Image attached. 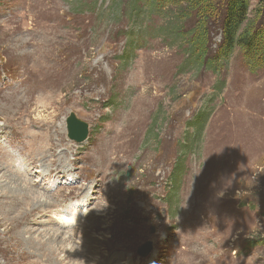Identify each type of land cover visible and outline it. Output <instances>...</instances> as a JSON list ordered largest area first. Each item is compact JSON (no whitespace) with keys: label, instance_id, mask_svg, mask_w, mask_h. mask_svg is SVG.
Segmentation results:
<instances>
[{"label":"rangeland","instance_id":"374dc122","mask_svg":"<svg viewBox=\"0 0 264 264\" xmlns=\"http://www.w3.org/2000/svg\"><path fill=\"white\" fill-rule=\"evenodd\" d=\"M263 10L249 0L250 19ZM151 11L0 0V264H48L34 245L54 230L79 264H264V66L238 48L203 65L177 35V7ZM71 113L88 124L80 143ZM110 139L111 161L98 154ZM17 183L52 199L35 223L7 216Z\"/></svg>","mask_w":264,"mask_h":264},{"label":"trees","instance_id":"16d2710c","mask_svg":"<svg viewBox=\"0 0 264 264\" xmlns=\"http://www.w3.org/2000/svg\"><path fill=\"white\" fill-rule=\"evenodd\" d=\"M127 2H130L133 11L136 12L144 7L148 11L157 8L162 10L168 4L177 7V35L179 33L189 36V49L203 65L211 63L214 66L217 61H228L238 48L252 68L264 66V10L257 19H250L249 0H223L219 17L215 16L218 12L216 0H127ZM188 25L190 27L185 31ZM217 29L220 30L221 41L211 56L209 54L213 38L210 31Z\"/></svg>","mask_w":264,"mask_h":264},{"label":"bare ground","instance_id":"6f19581e","mask_svg":"<svg viewBox=\"0 0 264 264\" xmlns=\"http://www.w3.org/2000/svg\"><path fill=\"white\" fill-rule=\"evenodd\" d=\"M121 133V132H120ZM119 134V133H118ZM122 134V133H121ZM120 134V135H121ZM116 135V134H115ZM119 135V136H120ZM126 135V134H125ZM112 137V136H111ZM115 137V136H114ZM112 137V138H114ZM118 137V135H117ZM127 137V136H125ZM109 138V137H108ZM116 139V138H115ZM123 139V138H122ZM127 140V139H126ZM116 142L117 139H116ZM114 139H110L106 142V144L104 145V148H102V151H98L99 156H108L109 157V161H111L114 156V154H117L119 152V143H116ZM100 150V149H99ZM14 150H12L13 152ZM121 151V150H120ZM126 151V150H125ZM124 151V152H125ZM12 154V156L14 157L15 155ZM122 158V157H120ZM117 159V158H116ZM16 167V166H15ZM11 168V167H10ZM1 169V168H0ZM15 170V169H14ZM18 171V169H16ZM15 174V173H14ZM16 181V180H15ZM18 182V181H16ZM27 182V180H26ZM18 184V183H17ZM15 187V186H14ZM17 189L14 190L15 192L12 194V192H8L7 197L9 198L8 200L13 203L11 205H9V207L7 208V216H11L12 212L17 210V213L15 214L16 218H20L21 216L24 218V222H34L35 216H41L40 212L43 211L41 210V208L44 206V204L49 205L52 201V199L48 200L49 197H47L45 194H41L40 196H37V192L33 191V188L31 186H27V183H24V185L22 183L18 184V186H16ZM10 189V188H8ZM13 190V189H12ZM39 195V194H38ZM3 198V197H2ZM5 198V197H4ZM29 200V202L32 203V205H30V208H22L19 207L18 204L20 203H25ZM200 202V201H199ZM77 208V207H76ZM3 211V210H2ZM38 211V212H35ZM80 213H85L86 211L88 212V210H83V209H79L77 210ZM5 212V211H4ZM76 213V211H75ZM74 216V215H73ZM70 215V217L68 216V214H57L56 216H54V219H56V223L54 221V223L59 227V229H63L66 230L68 228H70V224L74 223V217ZM15 218V219H16ZM10 219V218H9ZM13 219V220H15ZM11 220V219H10ZM41 222V221H40ZM21 223V224H22ZM35 223V222H34ZM28 228H22L19 231V236L20 238L23 240V238L26 240L31 239L32 235L29 232V230H27ZM30 229V228H29ZM45 231H47V229H45ZM50 231V230H49ZM58 231L59 230H54L53 231V237L50 235V238L47 237L45 240H40L36 245H34L37 249H47L48 251V255H47V259H48V264L54 263V264H61V263H65L66 260H68V263L70 264H79V262L75 261V253H72L71 251H66L64 252V254H62V249L64 250V248L69 247V243L70 241L68 240V235L62 237L61 235H58ZM28 234V237L25 236V234ZM61 233V232H60ZM66 235V234H65ZM1 238L7 239V235L6 233H2ZM0 238V239H1ZM55 238V239H54ZM24 241V240H23ZM25 242V241H24ZM67 243V246L65 245ZM74 247V246H72ZM42 249V250H43ZM24 252H20V258L23 257ZM62 254V255H61ZM75 254V255H74ZM29 254H26V256L28 257ZM88 255V254H87ZM120 258L121 256H117V254H115L114 256H112L110 259H108L105 264H120ZM24 259V258H23ZM78 259V258H77ZM80 259V258H79ZM87 261V259H86ZM85 261V262H86ZM84 262V261H83ZM29 264H41L40 262L37 261H29ZM45 264V263H43ZM82 264V263H81Z\"/></svg>","mask_w":264,"mask_h":264},{"label":"water","instance_id":"95a60500","mask_svg":"<svg viewBox=\"0 0 264 264\" xmlns=\"http://www.w3.org/2000/svg\"><path fill=\"white\" fill-rule=\"evenodd\" d=\"M66 123H67L68 136L71 140L80 143L84 139H86L89 131L87 122L82 121L74 113H71V115L67 117ZM150 250H151V243L148 241L142 246L140 252L145 255Z\"/></svg>","mask_w":264,"mask_h":264}]
</instances>
